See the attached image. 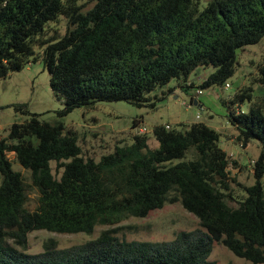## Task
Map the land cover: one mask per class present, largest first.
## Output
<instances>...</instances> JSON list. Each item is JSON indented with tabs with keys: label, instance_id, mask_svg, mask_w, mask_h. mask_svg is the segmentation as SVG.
<instances>
[{
	"label": "trees",
	"instance_id": "16d2710c",
	"mask_svg": "<svg viewBox=\"0 0 264 264\" xmlns=\"http://www.w3.org/2000/svg\"><path fill=\"white\" fill-rule=\"evenodd\" d=\"M200 5L201 0H0V77L42 58L53 91L65 99V112L117 100L155 108L150 93L173 78L182 88L193 87L187 82L200 66L216 68L201 87L224 85L235 72L238 50L264 38V0ZM60 15L67 19L66 33L39 38ZM174 91L169 88L162 98ZM246 98L252 94L242 89L226 101L239 131L236 141L264 145V99L249 112L237 110ZM182 126L156 125L158 147L150 146L147 133H137L132 144L116 145L97 161L83 155L76 135L60 120L33 114L14 122L0 138V264H216L210 259L215 242L264 263V151L254 162L255 183L244 186L239 198L230 186L231 159L219 144L220 132L200 120ZM192 148L195 158L166 163L185 158ZM8 152L31 172L39 191L35 210L26 206L25 178ZM52 161L62 169L60 178ZM176 202L202 228L163 242L120 239L110 228L68 248H58L54 239L35 254L16 246L26 248L33 230L91 233L96 225L146 217Z\"/></svg>",
	"mask_w": 264,
	"mask_h": 264
},
{
	"label": "rangeland",
	"instance_id": "374dc122",
	"mask_svg": "<svg viewBox=\"0 0 264 264\" xmlns=\"http://www.w3.org/2000/svg\"><path fill=\"white\" fill-rule=\"evenodd\" d=\"M209 0H201L203 8ZM67 30V19L60 15L57 20H51L45 27V32L39 38H61ZM37 54L42 51L41 44L35 43ZM34 58V57H33ZM215 67L200 66L189 76L187 84L193 87H180L179 79L173 78L168 85L158 87L149 94L156 102L153 108L148 104L136 105L124 100L100 101L91 107H77L65 112V99L56 94L51 87V75L44 66L42 58L32 59L21 70L11 71L7 76L0 77V138L8 136L9 128L14 122H24L33 114L43 121H62L66 132H72L77 137L85 157H93L97 161L105 154L113 152L116 145L132 144L139 127H145L150 137L152 148L158 147L153 130L156 125H170L182 129V124H191L200 120L218 130L221 134L219 144L230 156V186L232 192L242 198L245 196L244 186L255 183L254 162L264 151V145L258 139H252L247 146L236 141L238 129L231 123L226 101L242 89L252 94V100L246 98L237 110L249 112L252 105L264 99V38L255 44L246 45L237 52L236 69L227 79L226 85L214 84L201 87L206 77L215 71ZM169 88L176 92L162 98ZM198 89L202 93H198ZM200 102H192V98ZM23 105L24 109H17ZM135 119L140 124L133 126ZM188 127V126H187ZM14 170L21 171L27 185L28 200L26 206L30 210L38 207V188L33 184L31 172L24 168L14 152H8ZM196 157L194 148L189 150L183 159H173L166 162L174 164L184 159ZM53 173L60 178L62 169L56 161L51 162ZM0 175V182H1ZM264 187V175L262 178ZM115 228L120 239L128 241H171L181 231H191L202 228L200 219L185 209L181 202L167 203L162 208L152 210L146 217H129L114 225H96L91 233H58L46 229L33 230L28 234L26 248L11 245L28 253H39L44 250V242L48 239L57 241L58 248H68L98 238L105 229ZM210 259L216 264H264L236 255L229 248L215 242Z\"/></svg>",
	"mask_w": 264,
	"mask_h": 264
},
{
	"label": "built area",
	"instance_id": "2783aa9c",
	"mask_svg": "<svg viewBox=\"0 0 264 264\" xmlns=\"http://www.w3.org/2000/svg\"><path fill=\"white\" fill-rule=\"evenodd\" d=\"M225 85H226V87H229V86H230L229 83H226ZM198 93L201 94V93H202V90H201V89H198ZM193 100L195 101V98H192V99H191V101H193ZM139 124H140V122H139ZM139 124H138V125H139ZM138 125H137V126H138ZM166 126H167L168 128L170 127V125H166ZM135 127H136V126H135ZM146 133H147V130H146L145 127H139V128H138V134H146Z\"/></svg>",
	"mask_w": 264,
	"mask_h": 264
},
{
	"label": "crops",
	"instance_id": "0c3cea01",
	"mask_svg": "<svg viewBox=\"0 0 264 264\" xmlns=\"http://www.w3.org/2000/svg\"><path fill=\"white\" fill-rule=\"evenodd\" d=\"M174 92H176V89H175V91H174ZM195 100L197 101V103H198V102H200V101H199V100H198L196 97H195Z\"/></svg>",
	"mask_w": 264,
	"mask_h": 264
},
{
	"label": "water",
	"instance_id": "95a60500",
	"mask_svg": "<svg viewBox=\"0 0 264 264\" xmlns=\"http://www.w3.org/2000/svg\"><path fill=\"white\" fill-rule=\"evenodd\" d=\"M194 102L197 104V101L196 100Z\"/></svg>",
	"mask_w": 264,
	"mask_h": 264
}]
</instances>
